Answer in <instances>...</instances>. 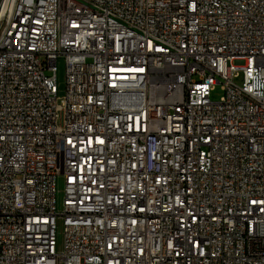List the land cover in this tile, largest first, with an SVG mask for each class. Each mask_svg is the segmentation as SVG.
Masks as SVG:
<instances>
[{
  "label": "built area",
  "instance_id": "built-area-1",
  "mask_svg": "<svg viewBox=\"0 0 264 264\" xmlns=\"http://www.w3.org/2000/svg\"><path fill=\"white\" fill-rule=\"evenodd\" d=\"M0 264H264V0H0Z\"/></svg>",
  "mask_w": 264,
  "mask_h": 264
},
{
  "label": "rangeland",
  "instance_id": "rangeland-1",
  "mask_svg": "<svg viewBox=\"0 0 264 264\" xmlns=\"http://www.w3.org/2000/svg\"><path fill=\"white\" fill-rule=\"evenodd\" d=\"M239 79H240V77L237 78V80H239ZM57 80H58V83H59V91L61 92V90L63 89V85H64V70H63V66H62L61 63L59 64V70L57 72ZM223 95H224V91L221 88V83H216L213 86L212 90L210 91V98H211V100L217 101ZM56 184H57V187L56 188L58 190V192L56 194V198L59 201L60 198H61V196H62L61 191H62V188H63V183H62V180H61L60 177H58ZM57 239H58V243H60L61 242V235H60V233L58 234Z\"/></svg>",
  "mask_w": 264,
  "mask_h": 264
}]
</instances>
